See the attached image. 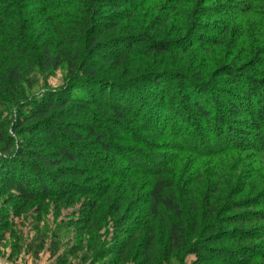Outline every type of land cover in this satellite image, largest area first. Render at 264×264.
Segmentation results:
<instances>
[{
	"label": "trees",
	"instance_id": "16d2710c",
	"mask_svg": "<svg viewBox=\"0 0 264 264\" xmlns=\"http://www.w3.org/2000/svg\"><path fill=\"white\" fill-rule=\"evenodd\" d=\"M60 67L64 85L33 92ZM117 157L138 166L112 175L131 186L119 203L142 193L138 264L161 247L264 264V0H0V222L21 202H105Z\"/></svg>",
	"mask_w": 264,
	"mask_h": 264
},
{
	"label": "rangeland",
	"instance_id": "374dc122",
	"mask_svg": "<svg viewBox=\"0 0 264 264\" xmlns=\"http://www.w3.org/2000/svg\"><path fill=\"white\" fill-rule=\"evenodd\" d=\"M66 78L67 74L64 67L57 68L46 75L41 74L39 75L38 86L34 88L33 92L44 87H60L65 84ZM138 87H142L140 96L145 98L144 110L149 109L147 107L148 101L157 100V97L152 98L150 93H156L157 90H153L150 83L147 82ZM215 89L217 86L213 90ZM132 90L134 91V88ZM168 106L164 113L169 111L170 106ZM108 125L113 131V126ZM136 131L138 132V130ZM165 132L167 133L165 137H168V131ZM203 139L204 142L207 141L209 147L213 146L208 138L203 136ZM140 149L145 153L146 151L152 152L153 157L158 161L163 159L164 154H173V151L169 149ZM125 153L122 154L126 155ZM141 159L149 164L147 155ZM112 162L111 167L102 166L105 173L96 179L97 183H102L100 179H104L108 183L114 182V189L118 188V191H112L111 196L106 198L105 202L96 199L92 194H79L77 192L70 194L60 202H57L54 197L39 203H29L25 206L21 202L19 215L11 219V224H7L6 227L0 222V264H138L139 245L142 240V233H144L140 221L145 219L142 212L145 209L142 203V193H137L138 195L134 200L135 190L132 193L124 192L127 201L125 198L123 203H119V198L123 195L121 190L125 186L131 190V186H127L123 180L121 183L119 181L121 178L117 179V177L112 176L129 173L132 169L136 170L138 166L130 168L126 165L123 157L114 158ZM186 169L187 166L182 172L185 173ZM210 182L209 180V184ZM130 184H134L133 180ZM8 195L9 193L1 194L0 204L10 201L11 198L8 199ZM15 202L20 201L15 200L11 203ZM93 202L96 209L94 208L95 210L92 212L91 222L87 223L88 207ZM214 203L220 205L218 202ZM119 204V208L115 210ZM227 213L223 212L222 216L227 217L229 215ZM123 232H125V236L122 235ZM116 235H120L119 238L122 243L118 242ZM256 244L257 249L261 252L264 251V242L259 241ZM101 251L104 252V256H100ZM158 255L161 264H169L166 261L167 255L163 247L158 249ZM206 255L210 264H219L221 261H216L212 254ZM195 261L197 259L193 254L173 253L171 255L172 264H194Z\"/></svg>",
	"mask_w": 264,
	"mask_h": 264
}]
</instances>
